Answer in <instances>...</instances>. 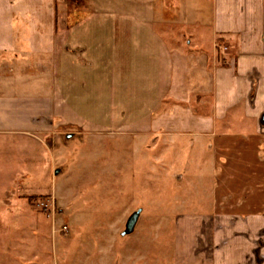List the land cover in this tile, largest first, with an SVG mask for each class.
<instances>
[{"label":"crops","instance_id":"obj_1","mask_svg":"<svg viewBox=\"0 0 264 264\" xmlns=\"http://www.w3.org/2000/svg\"><path fill=\"white\" fill-rule=\"evenodd\" d=\"M119 133L195 152L200 183L171 186L195 193L179 202L194 212L173 213L176 264L264 259V0H0V143L21 151L10 175L41 177L27 152L59 135ZM32 187L4 186L0 205ZM206 199L212 211H195ZM8 215L0 264H41L38 218Z\"/></svg>","mask_w":264,"mask_h":264},{"label":"rangeland","instance_id":"obj_2","mask_svg":"<svg viewBox=\"0 0 264 264\" xmlns=\"http://www.w3.org/2000/svg\"><path fill=\"white\" fill-rule=\"evenodd\" d=\"M144 138L121 133L59 135L55 143L46 145L48 150L33 147L27 152L26 159L35 158L33 168L42 173L35 177L36 183L34 177L10 175L16 173L21 151L0 143V189L21 185L29 190L33 186L37 196L28 192V197H45L33 200L32 208L27 200H5L6 206L0 205V229L10 231L8 213L23 206L38 218V233L43 236L41 264H176L173 213L194 212L179 208V202L195 196L189 189L181 192L180 186L184 181L198 184L202 177L195 176L197 160L189 145L178 141L172 145L163 136L147 144ZM180 148L186 149L180 151L186 153L182 161L176 153ZM206 161H198L199 169ZM176 172L186 180L176 179ZM209 204L207 200L192 206L198 213L211 212ZM138 209L141 213L133 230L121 235ZM256 260L257 264L264 261L259 255Z\"/></svg>","mask_w":264,"mask_h":264},{"label":"water","instance_id":"obj_3","mask_svg":"<svg viewBox=\"0 0 264 264\" xmlns=\"http://www.w3.org/2000/svg\"><path fill=\"white\" fill-rule=\"evenodd\" d=\"M136 216L137 214H135L132 218H130L123 235L129 234L133 230L134 224L136 222Z\"/></svg>","mask_w":264,"mask_h":264},{"label":"trees","instance_id":"obj_4","mask_svg":"<svg viewBox=\"0 0 264 264\" xmlns=\"http://www.w3.org/2000/svg\"><path fill=\"white\" fill-rule=\"evenodd\" d=\"M37 198H41L42 199V198H45V197H42V196H40V197H30V196L28 197L27 196V197H25V199L28 200L29 203H32V201L37 199Z\"/></svg>","mask_w":264,"mask_h":264},{"label":"built area","instance_id":"obj_5","mask_svg":"<svg viewBox=\"0 0 264 264\" xmlns=\"http://www.w3.org/2000/svg\"><path fill=\"white\" fill-rule=\"evenodd\" d=\"M62 229H63V231H65L66 230V227L64 226V227H62Z\"/></svg>","mask_w":264,"mask_h":264}]
</instances>
